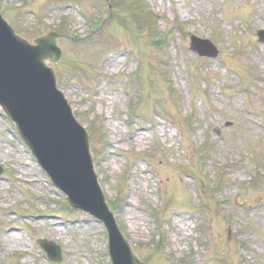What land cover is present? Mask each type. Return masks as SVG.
Instances as JSON below:
<instances>
[{
  "label": "rangeland",
  "instance_id": "374dc122",
  "mask_svg": "<svg viewBox=\"0 0 264 264\" xmlns=\"http://www.w3.org/2000/svg\"><path fill=\"white\" fill-rule=\"evenodd\" d=\"M0 12L29 41L69 37L58 89L146 264H264V0H0ZM191 36L218 58L193 53ZM25 147L0 109V264H54L39 239L62 264H107L104 228L66 209Z\"/></svg>",
  "mask_w": 264,
  "mask_h": 264
},
{
  "label": "water",
  "instance_id": "95a60500",
  "mask_svg": "<svg viewBox=\"0 0 264 264\" xmlns=\"http://www.w3.org/2000/svg\"><path fill=\"white\" fill-rule=\"evenodd\" d=\"M56 41L57 36L51 34L31 46L0 19V104L39 163L69 196V203L110 227L101 196L99 205L92 200V192L97 190L88 139L57 92L53 70L45 66L46 60L57 65L61 59ZM48 246L44 248L52 257ZM111 247L115 264H122L113 231ZM130 259L131 264H139L132 255Z\"/></svg>",
  "mask_w": 264,
  "mask_h": 264
},
{
  "label": "bare ground",
  "instance_id": "6f19581e",
  "mask_svg": "<svg viewBox=\"0 0 264 264\" xmlns=\"http://www.w3.org/2000/svg\"><path fill=\"white\" fill-rule=\"evenodd\" d=\"M54 228H56V227H54ZM4 239L6 242H9L10 244H12V242H13L12 237H4Z\"/></svg>",
  "mask_w": 264,
  "mask_h": 264
}]
</instances>
